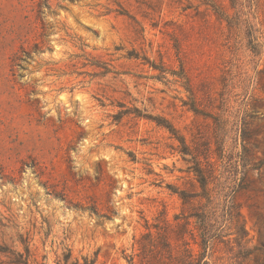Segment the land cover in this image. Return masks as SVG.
<instances>
[{
	"label": "rangeland",
	"instance_id": "rangeland-1",
	"mask_svg": "<svg viewBox=\"0 0 264 264\" xmlns=\"http://www.w3.org/2000/svg\"><path fill=\"white\" fill-rule=\"evenodd\" d=\"M149 241L264 264V0H0V246L159 264Z\"/></svg>",
	"mask_w": 264,
	"mask_h": 264
},
{
	"label": "trees",
	"instance_id": "trees-1",
	"mask_svg": "<svg viewBox=\"0 0 264 264\" xmlns=\"http://www.w3.org/2000/svg\"><path fill=\"white\" fill-rule=\"evenodd\" d=\"M215 6L214 8L216 9H219L218 6L216 5H213ZM250 42V41H249ZM194 109V107H192ZM196 110V109H194ZM171 128V127H169ZM173 130V129H171ZM245 135L243 133V136H242V139L244 142L245 141ZM242 150L243 152L246 151V146L242 145ZM193 172L195 174V176L197 177V181L199 182V185L200 187L202 188V190H205L206 189V185H207V180H208V177L207 175L205 174L204 170H203V167L200 165L199 161L196 160V165L194 166L193 168ZM147 238V236L150 237V234H146V235H143V237ZM152 237V236H151ZM206 234L203 232L202 233V241H205L206 239ZM152 241V239H151ZM151 241H149L148 245H142L140 243L138 249H140L141 251L143 252H148L150 254V256L152 258H154V256H156L157 254H159L158 257H156V260L157 262H159V264H166V261L162 260L160 258V253H159V249L158 247L154 244V243H151ZM0 253H3L5 256L8 257V263L9 264H29L28 263V257H29V248L27 247V245H24V251H16V250H13V249H10L8 247H2L0 246ZM172 255V254H171ZM186 256L191 259L192 261L195 259L194 258V253L192 252L191 249L187 248L186 249ZM71 257V252L68 250V252L66 254H64V258H63V263L62 264H93V260H88L86 258H83V263H79L78 260H75V261H70L69 262V259ZM171 259H175L176 257H170ZM172 259V260H173ZM200 260L201 258H199V260H197L196 264H200ZM57 264H60V263H57ZM129 264H132L131 261H129Z\"/></svg>",
	"mask_w": 264,
	"mask_h": 264
}]
</instances>
